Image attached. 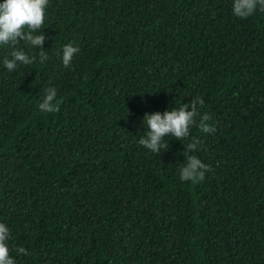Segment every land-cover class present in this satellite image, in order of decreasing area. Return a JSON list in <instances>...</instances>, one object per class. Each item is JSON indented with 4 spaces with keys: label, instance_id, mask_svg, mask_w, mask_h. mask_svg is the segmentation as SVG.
I'll use <instances>...</instances> for the list:
<instances>
[{
    "label": "trees",
    "instance_id": "1",
    "mask_svg": "<svg viewBox=\"0 0 264 264\" xmlns=\"http://www.w3.org/2000/svg\"><path fill=\"white\" fill-rule=\"evenodd\" d=\"M232 5L49 0L47 61L10 72L0 44V223L16 264H264V11ZM49 87L53 113L38 107ZM196 97L214 133L139 144L146 113ZM193 137L210 167L197 183L179 175Z\"/></svg>",
    "mask_w": 264,
    "mask_h": 264
},
{
    "label": "clouds",
    "instance_id": "2",
    "mask_svg": "<svg viewBox=\"0 0 264 264\" xmlns=\"http://www.w3.org/2000/svg\"><path fill=\"white\" fill-rule=\"evenodd\" d=\"M48 4L49 0H2L0 2V44L12 48L11 59L5 57L3 60L8 71H15L18 65L43 64L48 60L47 52L41 50L45 36L40 32L46 19ZM257 8L264 11V0H233V14L241 19L252 16ZM21 41L40 49L39 53H26L18 47ZM77 52L79 48L71 43L64 45L62 63L65 67L71 64ZM59 103L56 88L49 87L45 90V96L38 107L42 112L53 113L59 111ZM203 106L204 100L196 97L190 104H182L179 108L166 110L162 114L160 112L146 113L142 121L146 124L147 132L145 137L139 140V144L159 154L161 149L166 151L169 147L164 139L166 136L177 141L187 139L193 126H197L202 133H214L216 128L208 123L211 116L200 111ZM199 144V139L193 137L184 145L186 162L179 169L182 181L192 183L203 181L205 172L210 170V167L202 163L199 158L189 154L197 151ZM10 238L9 228L4 223H0V264H16L10 254L8 243ZM16 253L17 255L28 254L24 247L17 248Z\"/></svg>",
    "mask_w": 264,
    "mask_h": 264
}]
</instances>
